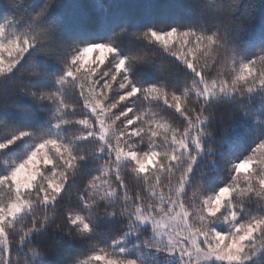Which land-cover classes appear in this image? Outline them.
Instances as JSON below:
<instances>
[{"label":"snow or ice","instance_id":"6c2138e0","mask_svg":"<svg viewBox=\"0 0 264 264\" xmlns=\"http://www.w3.org/2000/svg\"><path fill=\"white\" fill-rule=\"evenodd\" d=\"M51 3L0 23V84L44 112L0 140V264H56L44 237L89 242L67 264H264V48L241 52L232 26L255 9L200 0L202 15L226 20L89 42L43 20ZM238 122L251 141L225 159ZM26 137L22 158H3ZM107 218L121 228L101 246Z\"/></svg>","mask_w":264,"mask_h":264},{"label":"trees","instance_id":"16d2710c","mask_svg":"<svg viewBox=\"0 0 264 264\" xmlns=\"http://www.w3.org/2000/svg\"><path fill=\"white\" fill-rule=\"evenodd\" d=\"M46 0H0V23L5 19L13 28L21 20L28 22L31 14L37 11ZM255 10L251 15L237 14L233 27L239 24L243 27L238 40V46L243 51L254 52L264 48V0H245ZM200 0H52L43 20L53 24L58 33L66 40H84L89 42L106 41L119 32L121 28L128 31H143L149 26L167 28L169 26H187L204 23L207 27L214 28L217 23L224 22L226 18L213 16L210 13L202 15L198 5ZM122 47L126 50L130 43L127 38H122ZM15 84H0V102L7 103V107H0V119L8 123L0 124V140L9 138L17 128L32 127L42 124L43 110L31 100L14 94ZM26 106L15 107V104ZM225 119L228 110L221 109ZM247 125L238 122L233 127V136L237 138L236 147L228 152L225 159L235 158L242 154L249 146L251 137L244 133ZM32 137L23 138L9 147L3 153V158L20 159L26 150H30ZM226 175V169L221 165L216 176ZM214 176L210 183L220 181ZM128 184H136L134 177H128ZM55 227V226H53ZM121 224L111 218L102 220L97 225L96 240L103 246L109 241L108 235L119 231ZM41 243L53 253L56 264H67L76 255L86 252L90 244L87 240H56L53 244L49 237H44ZM136 256L138 249H127ZM169 264H176L175 261Z\"/></svg>","mask_w":264,"mask_h":264},{"label":"rangeland","instance_id":"374dc122","mask_svg":"<svg viewBox=\"0 0 264 264\" xmlns=\"http://www.w3.org/2000/svg\"><path fill=\"white\" fill-rule=\"evenodd\" d=\"M134 247L137 248L136 245H135V243H134L133 241L129 240V241H128V244H127V249H132V248H134ZM127 251H128V250H127ZM171 261H175V259H173V260H171ZM171 261H170V262H171ZM175 262H176V261H175Z\"/></svg>","mask_w":264,"mask_h":264}]
</instances>
